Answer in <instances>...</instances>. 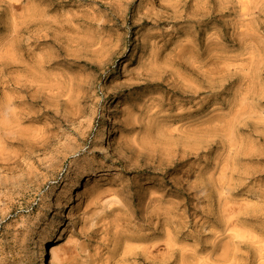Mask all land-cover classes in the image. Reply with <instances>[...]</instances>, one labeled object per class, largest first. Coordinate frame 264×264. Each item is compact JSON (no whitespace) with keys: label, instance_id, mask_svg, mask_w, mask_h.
Instances as JSON below:
<instances>
[{"label":"rangeland","instance_id":"374dc122","mask_svg":"<svg viewBox=\"0 0 264 264\" xmlns=\"http://www.w3.org/2000/svg\"><path fill=\"white\" fill-rule=\"evenodd\" d=\"M67 195L46 264H264V0H0V264Z\"/></svg>","mask_w":264,"mask_h":264},{"label":"bare ground","instance_id":"6f19581e","mask_svg":"<svg viewBox=\"0 0 264 264\" xmlns=\"http://www.w3.org/2000/svg\"><path fill=\"white\" fill-rule=\"evenodd\" d=\"M106 105H108V102H106ZM106 117V116H105ZM110 139L108 134L103 133L102 134V141L107 145L110 144ZM92 173V172H91ZM105 173V172H104ZM107 173V172H106ZM87 182H89L88 180V176L86 177ZM72 204L71 202V196L67 195L64 199L63 202H60L58 204V206L56 207L57 209V213L59 215L60 218L54 220L52 222V224L46 229L42 240L39 241V248L41 249V254L37 260L36 264H46V257L54 255L55 253V248L53 246V241H54V234L56 232L61 231V227H62V222H63V218H66V208L70 207ZM56 235V234H55ZM46 248V249H45ZM46 255V256H45Z\"/></svg>","mask_w":264,"mask_h":264}]
</instances>
